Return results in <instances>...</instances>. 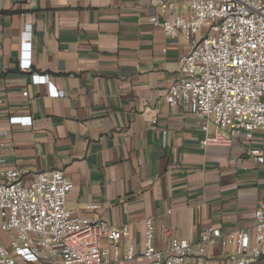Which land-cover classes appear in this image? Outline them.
<instances>
[{"label": "crops", "instance_id": "crops-1", "mask_svg": "<svg viewBox=\"0 0 264 264\" xmlns=\"http://www.w3.org/2000/svg\"><path fill=\"white\" fill-rule=\"evenodd\" d=\"M187 2L0 0V165L20 169L26 182L62 169L73 184L71 209L113 227L129 224V237L102 240L112 264H148L141 256L149 218L155 247L166 251L174 237L196 243L208 226L252 228L254 211L264 208V163L247 151L264 149V133L247 142L211 122V134L230 141L204 144L198 118L165 99L191 45L182 35L167 37L150 18L185 13ZM25 35L30 68L21 65ZM35 73L48 75L63 95L51 97ZM12 116L32 123H10ZM0 238L10 246L9 234ZM232 252L210 245L207 264H233Z\"/></svg>", "mask_w": 264, "mask_h": 264}, {"label": "built area", "instance_id": "built-area-1", "mask_svg": "<svg viewBox=\"0 0 264 264\" xmlns=\"http://www.w3.org/2000/svg\"><path fill=\"white\" fill-rule=\"evenodd\" d=\"M172 9V3L166 4ZM185 13L150 18L167 37L182 35L191 45L181 58L180 75L168 86L165 99L173 108L183 102L206 132L204 144L228 143L210 124L229 130L249 142L264 133V0H188ZM21 65L31 66V40H22ZM33 81L45 83L51 97L62 96L48 75L35 73ZM28 95V91L24 92ZM3 100H0L2 103ZM154 124L157 119L152 120ZM10 123L31 124V116H12ZM5 142L0 139V158ZM249 156L264 163V149L248 148ZM72 181L62 169L37 172L28 182L20 169L0 165V233L10 235L7 247L0 238V264H112L110 248L130 235V225L110 226L89 220L68 206ZM90 209L100 207L90 203ZM252 228L223 233L206 227L196 243L174 237L166 251L154 245V224L146 220L145 249L148 264H207L210 245L232 247L233 264H255L264 256V208L254 211ZM129 259L135 258L132 241Z\"/></svg>", "mask_w": 264, "mask_h": 264}]
</instances>
